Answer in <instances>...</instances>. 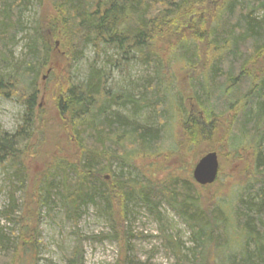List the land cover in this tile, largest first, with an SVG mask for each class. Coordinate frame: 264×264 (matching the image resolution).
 <instances>
[{"label": "trees", "instance_id": "obj_1", "mask_svg": "<svg viewBox=\"0 0 264 264\" xmlns=\"http://www.w3.org/2000/svg\"><path fill=\"white\" fill-rule=\"evenodd\" d=\"M205 1L54 0L56 14L48 27L53 35L60 32L70 60L83 57L88 47L95 57L85 81H62L56 90V114L51 123L38 107L36 84L42 68L49 63L52 47L40 28L31 32L24 21L30 5L41 0H0V97L15 98L23 108L20 127L14 132L0 131V166L10 173L11 183L19 187L12 185L9 202L1 211L5 220L15 225L26 220L27 224L36 216V205L50 212L55 198L73 223L89 206L116 223L115 215H128L131 203H139L160 221L158 208L165 202L190 232L188 256L179 255V242L165 238L177 252L176 264H264V0H210V7L207 5L212 13L206 14ZM186 27L189 38H174L183 35ZM20 33L24 52L15 58ZM204 38L212 54H205L210 59L202 66L198 64L201 54L197 40ZM167 46L173 49L169 54L178 53L189 64L182 76L188 90H192L188 98L198 104V111L187 110L180 115V133L186 139L175 142L172 152L196 146L202 157L215 151L214 146L207 147L214 141L224 142L228 148L231 145L237 154L239 150L252 151L253 166L248 172L251 179L232 209H208L191 179L166 174L153 180L152 174L138 180L114 168L136 167L135 160L152 159L162 151L167 99L171 97L163 89L168 79L162 52ZM108 50L113 54L106 56L105 67L135 60L154 69L155 77L142 81L135 88L136 94L113 91L105 68L96 66L97 58ZM243 87L246 97L242 98L246 101L238 102L236 93ZM232 100L236 101L237 113L231 121L235 132L230 134L228 127L224 133L217 122L233 105ZM120 107L128 115L114 110ZM146 108L152 109L156 123L137 120ZM53 124L60 128V140L59 134L49 135ZM38 132L43 135L41 145L54 136L52 149L44 154L32 145ZM31 151L33 156H29ZM241 154L240 159L248 163L249 156ZM38 155L46 156L45 166L38 170L36 186L30 191L24 189L26 181L34 184L27 158L36 163ZM14 189L37 198L34 207L25 210L27 213L19 220ZM35 223L11 237L0 228V259L6 253L8 262L16 263L23 252L33 250ZM125 248L127 251L128 245ZM78 255L68 263L81 264ZM123 259L125 264H135L125 254Z\"/></svg>", "mask_w": 264, "mask_h": 264}, {"label": "rangeland", "instance_id": "obj_2", "mask_svg": "<svg viewBox=\"0 0 264 264\" xmlns=\"http://www.w3.org/2000/svg\"><path fill=\"white\" fill-rule=\"evenodd\" d=\"M53 2L54 0H41V3L33 2L24 14V21L31 32L35 28H40L39 32L41 31L45 34L46 42L52 47L49 63L42 68L36 84L39 89L38 107L41 109V114L45 116V119L51 123L54 122V116L56 114L54 110L56 90L62 86V81L65 79L69 80L71 78L76 81H85L88 76L89 65L94 61L95 57L93 49L88 47L85 49L83 57L73 62L70 60V56L67 55L62 47L60 40L62 36L60 32L56 33L57 35H53L51 29L48 27L51 19L56 14ZM205 2V14L212 13L209 8L210 0H206ZM261 13L264 14V12ZM206 17L208 16L206 15ZM187 27L183 29V32L181 31L184 36L180 33L174 38H189L190 30ZM18 38H22L21 33L18 34ZM204 40L205 38L197 40L198 53L201 54V59L198 64L202 66L204 63H208L207 61L210 59L206 55L212 54L208 42ZM23 46L24 39L22 38L15 47V58H19L24 52ZM170 47H165L162 52L163 68L165 69V76L168 79L167 82L165 81V87L163 89L171 96L167 99L168 118L164 126L165 139L162 144V153L160 152L159 156L152 159L135 160L134 165L136 167L129 168L123 166L121 167L122 169H118V167L114 168L116 171L131 175V177L137 178L138 180H145L152 176V174L153 180H160L166 174H174L183 179H191L196 183L192 177V169L200 157L198 148L196 149V146H194L195 148H188L185 152L180 151L176 154L172 152L175 142H183L186 139L180 133V115L183 111L185 112L187 110L198 111V104L194 98H188L192 96L188 94L189 92L192 94V90H188L186 78L184 79L182 76L185 74L184 71L188 70L186 67L189 64H185L184 60H181L182 57L180 54L177 53L174 55V52L169 54V49L173 50ZM112 54V50H108L106 55L104 53L100 54L99 58H97L96 66L98 68H105V71L109 75L108 85L112 86L113 91L122 94L129 91L131 95L136 94L137 91H135V88L142 81L155 77L156 72L154 69L146 68L135 62V60H129L125 63L122 62L118 67L111 66L110 64L105 67L104 61H106V56H111ZM194 71L192 70L191 74ZM246 89L244 90L243 87L237 91L236 101H246L242 98L243 95L246 97L244 94ZM236 101L233 102L232 100L231 104L234 106H229L230 108L224 112L220 122H217L221 128H224L222 130L224 133L228 132V128L230 134L235 132L231 121L237 113ZM120 108L114 110H117L123 115H128L125 108ZM22 113V105L15 98L7 99L0 97V131L14 132L21 125ZM153 116L152 109L146 108L137 116V120L142 124H154L156 121ZM222 131L220 132L223 133ZM52 134L54 136L59 134L57 137L58 140L62 138L60 128L55 124H53V129H51L49 135ZM42 136L41 132H38L32 145L37 147L39 153L44 154L46 150L52 149L51 143H53L54 136L50 142L41 145ZM209 145L212 148L213 146L216 148L215 152L218 156L219 172L212 184L201 186L196 183L197 193L202 203L205 206L207 205L208 209L212 206L223 208L228 206V208L232 209L236 204L238 196L245 189L247 181L249 178L251 179V177L248 178V172L253 166L252 151L251 149L245 151L239 150L237 154L235 148L232 149L231 145L229 148L225 147L224 142H211L207 145L208 148ZM222 147L223 149L217 150V148ZM261 147L264 153V142L261 143ZM228 149L232 151L229 152ZM31 153H29V156L34 155L33 151ZM241 153L249 156L250 161L248 163L240 159ZM29 156L27 163L31 168L30 174L34 184L32 186L29 181H26L25 188H23L31 191L36 186L35 182L38 180V170L45 166L44 159L46 156L38 155L39 157L36 163ZM9 176L10 173L0 166V228L3 229V233L11 237L20 233L22 228L31 227L33 221L36 222V231H32V235L35 236L33 250L31 252H23V256L18 257L17 262L12 264H69L68 259L78 255L77 253H79V258L81 257V264H125L123 259L124 254L133 260L135 264H176L177 252H174L171 245L165 241L166 237H169L174 243L179 242V255L184 254L188 256L190 254L187 252L192 246L189 239L190 232L165 202L161 203L158 208L160 221L156 220L139 203H131L129 205L130 211L128 215L123 218H117L115 215L118 223L109 220L94 206L87 207L81 213L78 221L73 223L70 219L66 218L58 201L53 198L51 200L52 206L50 212L47 211L46 207L42 208V206L36 205L34 208L37 212L35 213V217H32L27 224H25V220L21 224L15 225V222L7 221L1 215V211L5 209L9 202L12 185L16 189L19 188L17 184L11 183ZM16 189H14V194L19 205L16 215L18 216L17 220H19L20 216L27 213L25 210L34 207L37 198L34 194H22L20 192L21 189L17 191ZM22 196L24 197L23 199ZM118 207L115 208L116 211L119 209ZM13 240H15V243L17 242L16 237ZM127 245L129 248L126 251L125 247ZM4 256V258L0 259V264H10L7 259L8 255L7 258L6 253Z\"/></svg>", "mask_w": 264, "mask_h": 264}, {"label": "water", "instance_id": "obj_3", "mask_svg": "<svg viewBox=\"0 0 264 264\" xmlns=\"http://www.w3.org/2000/svg\"><path fill=\"white\" fill-rule=\"evenodd\" d=\"M218 168L217 153L215 151L207 152L195 162L192 177L201 186L212 184L217 177Z\"/></svg>", "mask_w": 264, "mask_h": 264}, {"label": "bare ground", "instance_id": "obj_4", "mask_svg": "<svg viewBox=\"0 0 264 264\" xmlns=\"http://www.w3.org/2000/svg\"><path fill=\"white\" fill-rule=\"evenodd\" d=\"M218 157V156H217ZM218 164H219V162H218ZM218 171H219V168H218ZM217 175H218V172H217Z\"/></svg>", "mask_w": 264, "mask_h": 264}]
</instances>
